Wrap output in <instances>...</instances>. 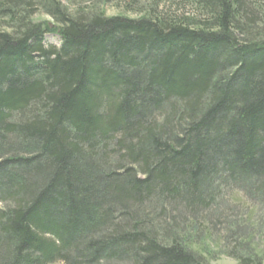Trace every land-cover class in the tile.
<instances>
[{
    "label": "trees",
    "instance_id": "16d2710c",
    "mask_svg": "<svg viewBox=\"0 0 264 264\" xmlns=\"http://www.w3.org/2000/svg\"><path fill=\"white\" fill-rule=\"evenodd\" d=\"M63 1L0 0V264H264V0Z\"/></svg>",
    "mask_w": 264,
    "mask_h": 264
},
{
    "label": "rangeland",
    "instance_id": "374dc122",
    "mask_svg": "<svg viewBox=\"0 0 264 264\" xmlns=\"http://www.w3.org/2000/svg\"><path fill=\"white\" fill-rule=\"evenodd\" d=\"M99 0H96V2H98ZM122 1L123 0H117V1H111V3H107L105 4L103 7V14L107 17H112V16H120V15H124L125 17L127 18H132V19H135L137 18L139 15V13H136V12H122V9L120 8V6H122ZM126 1V0H125ZM95 2V1H94ZM61 4L63 7H67V4L65 1L61 0ZM99 4L103 5V2H99ZM140 4H143V1L141 0L140 1ZM178 7V5H177ZM176 7V8H177ZM175 8V9H176ZM187 13L185 14H189L190 11L189 10H186ZM47 23L48 26L50 28H52V24H55L56 22L51 20L50 18H48L46 15H42V14H38L35 16V18H33L31 20V24L32 25H41V24H45ZM59 37L58 35H54V34H50V33H47L45 36H44V44L46 45V47H49V46H53L54 48H58L60 45H59ZM252 183V181H250V184ZM246 186V184H244ZM209 260V264H236L233 260L225 257V256H221L217 259H214V258H211V259H208Z\"/></svg>",
    "mask_w": 264,
    "mask_h": 264
}]
</instances>
